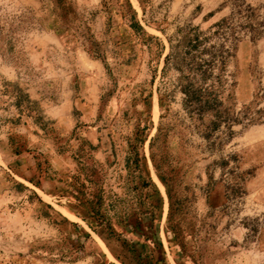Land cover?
Returning <instances> with one entry per match:
<instances>
[{
  "label": "rangeland",
  "instance_id": "1",
  "mask_svg": "<svg viewBox=\"0 0 264 264\" xmlns=\"http://www.w3.org/2000/svg\"><path fill=\"white\" fill-rule=\"evenodd\" d=\"M223 2L0 0V264H264V124L235 125L232 137L223 127L208 142L191 127L181 94L172 93L169 108L158 94L174 90L173 68L163 79L169 39L229 17ZM129 4L165 44L159 62L148 36L130 27ZM246 4L264 23V0ZM228 74L226 95L239 112L264 88V35L243 36ZM144 126L142 168L159 207L111 232L69 183L78 161H109L107 185L121 192L129 140ZM161 128L154 151L172 170L167 176L151 149Z\"/></svg>",
  "mask_w": 264,
  "mask_h": 264
},
{
  "label": "trees",
  "instance_id": "2",
  "mask_svg": "<svg viewBox=\"0 0 264 264\" xmlns=\"http://www.w3.org/2000/svg\"><path fill=\"white\" fill-rule=\"evenodd\" d=\"M246 2L247 0H224L221 7L231 8L229 17L206 31L200 26L187 25L179 28L173 39H169L170 51L165 57L163 79L171 68L176 78L173 92L158 89L161 107H170L172 93L173 97L177 92L181 94L182 109L190 120L191 127L208 142L216 141V135L223 127L227 130L225 134L232 137L234 134L232 128L235 125L250 127L264 124V107H261L264 103V88H259L255 101L239 112L235 111L233 98L226 95L230 77L228 69L236 58L239 42L244 35H250L252 39L264 35V23H256L255 10ZM129 6L130 27L136 33L148 36L151 59L159 62L165 54V44L158 37L145 31L132 5ZM209 16L212 17L213 14ZM89 52L92 53V50ZM180 125L183 126L184 122ZM146 129V126L140 127L136 137L129 140L128 152L124 159L125 174L121 173L116 180L117 188L121 192L107 185L109 161L108 168L98 161L92 163L78 161L79 171L69 183L77 200L88 210L90 217L95 219L99 226H104L111 232L114 230V223L139 225L146 214L152 213L154 217L155 210H158L159 206L155 207L152 202V194L156 193L154 184L145 177L142 168L144 160L141 152L144 143L142 135ZM162 135L161 128L159 134L152 140L151 149L157 171L167 176L172 170L167 169L166 160L162 157L158 159L154 151ZM32 193L42 202L36 192ZM170 198L173 200L171 214L173 232L179 234L181 222L178 220V207L175 208L178 201L175 197ZM48 208L52 209L51 206ZM78 249L81 250V246ZM40 250L48 255L52 252L50 249ZM69 253H60V257L55 261L64 262ZM70 254V257L74 258L78 251ZM39 256L46 258L44 255Z\"/></svg>",
  "mask_w": 264,
  "mask_h": 264
}]
</instances>
